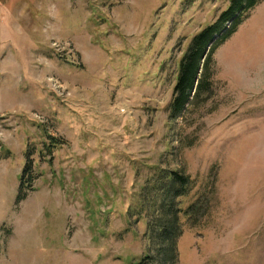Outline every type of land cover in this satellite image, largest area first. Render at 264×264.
Here are the masks:
<instances>
[{
    "label": "rangeland",
    "instance_id": "374dc122",
    "mask_svg": "<svg viewBox=\"0 0 264 264\" xmlns=\"http://www.w3.org/2000/svg\"><path fill=\"white\" fill-rule=\"evenodd\" d=\"M8 2L0 264H158L139 204L162 170L194 183L178 210L204 203L196 226L179 214L175 264H264V2L175 120L178 66L230 0Z\"/></svg>",
    "mask_w": 264,
    "mask_h": 264
},
{
    "label": "trees",
    "instance_id": "16d2710c",
    "mask_svg": "<svg viewBox=\"0 0 264 264\" xmlns=\"http://www.w3.org/2000/svg\"><path fill=\"white\" fill-rule=\"evenodd\" d=\"M231 4L218 22L207 26L192 39L179 66L175 97L171 104L172 120L186 116L199 108L214 90V55L239 30L241 25L264 0H230ZM231 24L229 30L225 26ZM54 143V142H53ZM51 151V150H50ZM22 177L18 203L26 200ZM149 185V184H148ZM28 187V185H26ZM194 183L180 171L159 172V179L144 188L140 194L141 214L146 216L147 237L151 249L159 258L158 264H175L178 258L177 243L182 235L181 218L186 217L197 225L204 203H194L189 208L178 210V202L190 195ZM29 188V187H28ZM27 192V191H26ZM181 215V218L179 217ZM144 216V217H145ZM153 263L151 255L145 260Z\"/></svg>",
    "mask_w": 264,
    "mask_h": 264
},
{
    "label": "crops",
    "instance_id": "0c3cea01",
    "mask_svg": "<svg viewBox=\"0 0 264 264\" xmlns=\"http://www.w3.org/2000/svg\"><path fill=\"white\" fill-rule=\"evenodd\" d=\"M9 0H0V16H1V18H3V19H6L7 18V16H8V14H9V8H8V6H9V2H8ZM7 2H8V4H7ZM6 17V18H5ZM10 17V16H9ZM8 17V18H9ZM248 20H250V19H248ZM247 20V21H248ZM252 20V19H251ZM239 31V30H238ZM238 33V32H237ZM236 33V34H237ZM235 34V35H236Z\"/></svg>",
    "mask_w": 264,
    "mask_h": 264
}]
</instances>
